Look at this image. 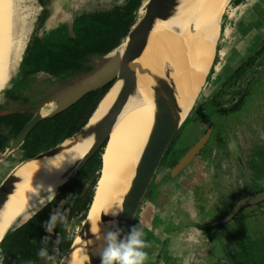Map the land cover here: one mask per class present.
<instances>
[{
  "label": "rangeland",
  "instance_id": "1",
  "mask_svg": "<svg viewBox=\"0 0 264 264\" xmlns=\"http://www.w3.org/2000/svg\"><path fill=\"white\" fill-rule=\"evenodd\" d=\"M118 1L120 2V0H85L82 3L81 0H47L43 16L52 14L50 21L65 20L70 23L76 12L106 9ZM40 6L39 0H15L14 2V14L19 28L16 44L22 45L21 54L26 38L30 37L31 30L35 26V19L42 11ZM234 8L232 1L227 6L223 19L224 28H229V17H232L231 23L234 30L227 37L222 36L221 32L222 39L220 37L217 46V49L229 50V54L224 60L226 65L217 80L205 81L195 101L192 115L188 122L183 124V128L176 132V136L170 144L172 152L169 153V162L172 158L178 159L186 149L191 147L199 133L202 134L210 123L209 117L196 121L200 116L197 110L204 109L208 104V100L205 102L202 100L211 94L208 92L209 86L216 84L219 77H226L229 73H234L235 69L240 68L245 62V65L234 75L235 78L237 76L243 78L237 83L234 91L238 97H243L242 102L237 111L227 116H216L213 120L216 129L212 130L200 157L207 159L209 156L223 171L221 177L228 172L230 177V179L227 178L228 184L231 187L245 186L243 192L246 194L259 187L260 189L264 188V53L257 54V51L264 45V3L261 0H250L240 8L236 10ZM42 22L39 23L38 28H41ZM40 31L38 29L37 33ZM50 37L52 36L43 34L35 37V40L50 41ZM14 55L15 53L12 57ZM11 73L5 88L0 91V100L5 98L4 94L12 84L16 85L20 81L19 77L12 78ZM235 78L232 79V82ZM44 79L43 74L38 75V83ZM234 88L231 86L230 90ZM214 99L211 101L213 102ZM219 100L218 105L227 106L232 99L230 93L224 92ZM53 108L54 105L47 103L40 111L48 113ZM216 113L222 114L221 112ZM221 139H224L225 143H221ZM20 159L19 154L6 157L3 155L0 162V183L17 164L22 162ZM76 166L77 164L67 172L66 176L73 175ZM201 168L200 162L199 165L191 164L184 169L179 177L172 179L166 175L169 166L161 162L146 193L148 198L143 200L136 220L128 230L129 232L132 226L139 224L144 231L143 238L149 244L144 249L147 253L144 264H231L226 251L231 247L230 235H233L234 232L241 237V248L245 247L247 254L251 253L248 251L254 249L257 250L254 253L255 256L261 253L264 257V237L262 238L264 235V204L260 208L248 207L244 209L230 224L223 225L220 231L205 235L197 228L198 225L209 222L214 217L223 216L228 210L221 209V203L218 202L221 197L218 199V195H215L216 192L204 195L198 189V187H204L203 190L211 189L215 186L218 187V184L223 186L226 182L225 179L218 180L219 183L212 182L213 185L210 187V183L206 182L209 172L203 171ZM212 176H220L219 171L216 170ZM57 192L58 189L54 191V196ZM239 197L235 196V200ZM66 203L67 200L61 202L53 208V211L57 208L64 209ZM32 214L15 223L10 230L23 223ZM81 225L80 218L75 217L66 230V237L75 238L80 233ZM250 238H259L257 240L261 245L258 247L252 245L248 241ZM61 239L62 237L49 238L45 246L51 259L47 258L43 264L58 263L57 245ZM13 264L32 263L15 260Z\"/></svg>",
  "mask_w": 264,
  "mask_h": 264
},
{
  "label": "bare ground",
  "instance_id": "2",
  "mask_svg": "<svg viewBox=\"0 0 264 264\" xmlns=\"http://www.w3.org/2000/svg\"><path fill=\"white\" fill-rule=\"evenodd\" d=\"M230 1L179 0L170 17L156 20L142 55L135 61L136 90L114 123L101 155L99 183L89 215L91 238L81 241L76 237L69 264H90L92 257L99 258L103 233L117 223L120 205L131 187L155 125L161 95L157 80L163 78L171 86L181 121L194 105L211 67L221 18ZM14 2L0 0V91L22 51V45L16 44L19 28ZM62 33H68L67 26ZM124 47L122 44L116 53L121 55ZM121 87V80L110 87L89 118L88 126L104 117ZM93 141V134L71 137L51 154L24 161L12 169L16 181L0 207L3 237L15 223L50 200L49 193L61 187L67 172L87 153ZM102 215L109 221L101 222Z\"/></svg>",
  "mask_w": 264,
  "mask_h": 264
},
{
  "label": "water",
  "instance_id": "3",
  "mask_svg": "<svg viewBox=\"0 0 264 264\" xmlns=\"http://www.w3.org/2000/svg\"><path fill=\"white\" fill-rule=\"evenodd\" d=\"M178 1L179 0H142L140 7L137 9V20L130 29V31L128 32L123 42L117 48H115L114 50H112L107 54L95 55L91 57L88 63L89 65H87L91 67L88 73L82 75H76L72 81H69L67 85L65 84L66 86L63 85L64 87L61 88H59V85L56 86L57 84H60V81L58 82L54 81L53 83L49 81V87L48 89L45 90V92L48 93L46 94V96L44 95L45 96L44 101H42L39 104H33L32 102H30L27 105L15 104L10 108H7V105L1 106L2 109H0V112L3 115L15 114L16 112L20 111L28 115H31V118L24 127V129L17 135L16 138H14V141L6 147L5 152L0 153V162L3 159V155L4 157H6L7 155L14 152L23 143V141L25 140L24 138H26V136L32 130V128L42 119L55 116L56 114H59L67 110L71 105L78 102L86 94L101 89L102 87L108 84H111L112 86L115 84V82L121 80L122 87L120 89V92L116 100L114 101L113 105L111 106L109 111L104 115V117L99 122H97L92 126H88L89 124L88 121L87 124L84 127H82L77 134L72 136L74 137L80 135L81 137H85L93 134L94 141L91 147L89 148V150L87 151V153L77 162L76 171L74 172V174L67 176L65 182L61 185V187L67 184L73 178V176L84 167L87 161L105 143H107L109 138L108 135H110L111 129L114 123L116 122L120 112L127 103L129 97L132 94H134L136 90L137 68L135 65V61L142 55L148 43L149 35L151 33V30L153 29L156 20L164 21L168 17H170ZM232 1L233 0H231L230 3ZM91 11L94 10H89V11L87 10L82 12L88 13ZM79 14L80 13H75V15L73 14L74 17L72 16V20L70 22V25L68 26L67 35H71V33H73V30H75L73 26L75 25L76 18ZM48 15L50 16L48 17ZM48 15L44 16L42 20L43 21L49 20V18L51 19L53 16L52 14H48ZM223 19H224V14L221 18L219 39L221 37ZM61 34L62 31L59 32L55 31L53 32V34H51V36L59 37L61 36ZM38 35H40V33ZM218 42L215 48L213 60H215L216 57ZM122 44H125V47L123 53L119 55L116 52L122 46ZM213 60L211 61L212 64L207 73L205 81L207 80L209 72L213 66L214 63ZM42 84L43 85L46 84L45 79L40 83H38V85H42ZM157 85L159 86L161 95L159 97L158 114L156 117L155 125L153 127L152 133H150L151 137L149 138L146 147L142 153L131 187L120 205L121 213L116 217L117 223L114 225V227H112L113 231L116 230V228H119L121 230L120 239H123L124 235L127 234L130 226L134 222L138 210L143 200L145 199L146 193L152 182V179L157 169L159 168L161 162H163V159L170 147V144L172 143L174 137L176 136V132H178L182 128L183 124L187 120L188 116L192 112L193 107L195 105L194 103V105L187 113L186 117L181 121L171 86L167 83L166 80H163V78L157 80ZM107 92L104 94V96L107 94ZM102 99L100 100V102L102 101ZM47 103L54 105V108L46 114L41 113L40 111L41 108L47 105ZM207 137L208 134H206L176 163V165L171 170L172 176H174L175 174H179L180 171H182L190 163V161L198 153L199 149L203 147ZM58 146L59 145L48 151L42 152L37 156H35L34 158H39L41 156L44 157L47 154H51L56 150ZM28 160L30 159L24 161H28ZM15 181L16 178L12 175V170H11L9 174L0 183V207L5 203L7 196L11 193ZM96 191L94 192L93 200L91 205L89 206L87 215L85 219L82 221L80 233L76 236L79 237L81 241H88L91 238V233H90L91 222L89 219V215H90V210L92 208L91 206H93L94 204ZM52 199L53 198H51L48 202H50ZM263 201H264V192L259 195L250 196L243 200H240V202H238V204L232 209V212L226 218H224L223 222L225 223L230 221L236 214H238L242 210V208L249 205H255ZM37 212L38 211H35L29 218H31ZM100 221L105 223L109 221V218L107 216L102 215L100 217ZM76 237L74 238L69 250L63 256V258L60 260L58 264H69L75 246L74 243ZM90 264H100V258L92 257Z\"/></svg>",
  "mask_w": 264,
  "mask_h": 264
},
{
  "label": "trees",
  "instance_id": "4",
  "mask_svg": "<svg viewBox=\"0 0 264 264\" xmlns=\"http://www.w3.org/2000/svg\"><path fill=\"white\" fill-rule=\"evenodd\" d=\"M141 1L122 0L106 9L94 10L88 13L82 12L76 18V23L73 26L75 30H73L71 35L50 37V41L46 39H33L30 44L36 50L33 65L36 69L47 72V75L50 77L45 85L38 86L41 91L35 86L38 93H35L33 104H39L44 101L48 93L45 90L49 87L45 86L49 85V81L52 83L60 81V84L56 86L59 85V88L64 87L63 85H67L76 75H82L90 71L91 67L87 65H89L91 57L107 54L117 48L136 22L137 9L140 7ZM238 1L240 0H236V2ZM233 2L235 3V0ZM223 28L224 24L222 25L221 32H223ZM21 82L23 90L20 91H24V95H21V98H19L20 103L27 105L30 103L31 93L34 97V76L32 75L27 82L24 79ZM110 86L111 84H108L98 91L88 93L68 110L38 123L30 133V138L25 140L21 147L23 153L21 160L34 158L38 154L60 145L64 140L77 134L87 124ZM9 100H14V98L9 97ZM15 102H19V100ZM0 109H2L1 106ZM191 115L192 113H190L185 123L188 122ZM30 118L31 116L26 113L3 115L0 112V129L12 126L14 130L12 136L15 137ZM6 139H8L7 136L0 133V151L6 144ZM105 144L67 184L58 190L56 196L49 203L40 208L31 218L8 231L0 243V256L4 258L3 264H13L15 260L31 262L32 264H43L47 258H41L37 254L41 247H45L42 244V240L45 237L55 238L57 236L59 238L62 237L57 245L58 263L60 262L74 240L73 237H66V230L71 220L79 217L82 222L89 210L88 206H90L94 196V186L99 178L102 166L101 154ZM171 146L167 152L168 155L166 154L167 158L165 159L164 157L162 162L169 167H173L178 160L172 158L169 162V153L172 152ZM80 176L92 178L91 189L86 193L76 194V198L71 200L69 214L63 213L66 217L65 221L57 223L53 233L46 232L43 225L49 220L52 208L57 206V201L60 197H66L68 195L67 192L71 189H74L78 185L81 186V182H78ZM146 197L148 198V196Z\"/></svg>",
  "mask_w": 264,
  "mask_h": 264
},
{
  "label": "flooded vegetation",
  "instance_id": "5",
  "mask_svg": "<svg viewBox=\"0 0 264 264\" xmlns=\"http://www.w3.org/2000/svg\"><path fill=\"white\" fill-rule=\"evenodd\" d=\"M39 2H40V5H41L40 6V10H42V11H41V13H39L37 15V18L35 19V26L31 30V33L29 32L30 33V37L29 38L28 37L26 38L25 45H24V49H23V52L21 54V57H20L19 62L17 63V65L14 68L11 69V70H13V73H14V74L11 73V75H12L11 77L12 78L19 77L20 81L16 84L18 86L15 87L14 90H11L9 88L8 90H6V92L4 94L5 95L4 100H5V103H7V108H10L11 107L10 106L11 105L10 102H12V104L14 103V101H18L19 100V102H20V99L19 98H21V96H20L21 94L18 93V92H16V88H17V90H19V89L20 90H23V87H19V84L21 83L22 79H24V81L27 82V81H29L30 77H32V75H33L34 76V79H35V82H36V83L34 82V84H33L34 85V91H33L34 92V97H33V94L31 93L30 95L32 97L30 98V101L29 102H33L34 99H35V95H36L35 93L37 92V90L35 89V86L37 88L40 87V85H38V75L39 74H43V76H45V80L46 81L50 79V77L47 75L48 74L47 72H45V71H43L41 69H36V67L33 65V60H34V56H35L36 50H35V48H33V47L30 46L32 40L35 39V37H37L38 25L41 22L42 18L44 17L43 16L44 7H45V9L47 7V0H39ZM247 2H248V0H240L238 2H236V0H235V3L233 2V6L235 7L234 10L240 8L243 5H246ZM261 2L264 3V0H261ZM233 15H234V13H233ZM233 15L231 14V16H233ZM230 19L232 20V17ZM231 20H229V22H230L229 23V25H230L229 28H223L222 36L224 35V37H227L234 30V27L232 26V23H231L232 21ZM66 34H68V33H62L61 36H64ZM221 39H222V37H221ZM262 52L264 53V45L257 51V54L258 53H262ZM228 54H229V50L227 51V49H223V48L222 49H217L216 57H215V60H214V63L215 64H213L214 66L211 69V73L209 74V78L207 79V81L210 80V79H211L210 81H213V80H217L218 79V75L220 74V72L223 71V68L226 65V62H224V60H225V58L227 57ZM222 57H224V59H222ZM243 65H245V62L241 66L239 65L240 68H236L235 70L238 72L242 68ZM218 69H220V70L218 71ZM34 71H36V72H34ZM236 71L234 73L233 72L232 73H229L226 77L224 76L225 78L224 77H222V78L219 77V80L217 81L216 84H214L213 86H209L210 89H209L208 92L209 93L211 92V94L205 96L206 98L202 100L203 102H205V100H208V104L205 105L204 109L203 108H199L197 110V112L200 113V116L198 117V119L196 121H198V120H200L202 118L209 117L210 118V123L208 124L206 130L204 132H202V134L199 133V135L197 136L196 141L193 143V145L191 147H189L188 149H186V151L180 157H178V160H177V162H178L195 144H197L206 134H208V137L206 138V141H205L203 147L201 149H199V151L195 155V157L184 168V169H186L191 164H195V163H197L199 165V162H200V164L202 165L201 170L208 171L209 172V174L206 176V178H207L206 179L207 180L206 182H208V184L210 183L209 184L210 187H212V185H213V184H211L212 182L219 183L218 180L223 181L222 178H224L225 181H226L225 182V185L221 186V185L218 184V187L215 186V188L212 187L211 189L210 188H206V189L203 190L204 187H202V188L198 187V189L201 190V192L204 195H208L211 192H216L215 195H218V199L221 197V199L218 201V202L221 203V206H222L221 209L223 211L225 209H228V210H226V214H224L223 216L214 217L211 221L205 222L204 224L197 226L198 228H200V231H202L203 234H205V235L206 234L214 233L216 231H220L222 229L223 225L230 224L236 218V216L240 212H242L244 209H246L248 207H250V208H258L259 207L260 208L264 204V201H263V202H260L258 204H255V205L246 206V207L242 208V210L238 214H236L230 221L224 223L223 222L224 221V218H226L232 212V209L238 204V202H240V200H243V199H245L247 197H250V196L259 195V194H261V193L264 192V188L263 189H260V187H259L255 191H252L250 193H246L245 194V192H243V190L246 188L245 186H243V187H237V186L234 187V186H232L231 187L228 184L227 178L230 179L228 172H226V173L223 174L224 177L223 176L221 177L223 171L218 167V164H216L215 161H212V159L209 156H207V159L208 160L207 159H203V158L200 157V153L204 149V147L206 146V144H207V142H208V140H209V138H210V136L212 134V130H215L216 129L215 128L216 127L215 126V123L213 121L216 118V116H221V117L222 116H227L228 114L237 111L238 108H239V106H240V104H241V102H242L243 97H238L237 94H234V91L236 90L237 83L243 79V78H240L238 76L236 78L234 77L235 73H237ZM234 78H235V80H234V82H232V79H234ZM16 85L15 84L14 85L12 84V87H14ZM30 86H32V85L30 84ZM48 86L49 85H46L45 87H48ZM231 86H234L235 88L232 89V90H230L231 89ZM4 88L5 87H3V89ZM39 90H40V88H39ZM98 90H100V89H98ZM98 90H96V91H98ZM224 92L230 93V98L232 99V100H230L229 105H227V106L226 105H222V104L218 105V103L220 101L219 98H220L221 95H223ZM14 94L15 95H18L19 94V95L18 96H15ZM9 97L14 98V100H9ZM36 97H38V96H36ZM213 98H215V99L212 102L211 100H213ZM75 104H73V105H75ZM73 105H71L69 108H71ZM224 106H226V107H224ZM216 112H221L222 114L220 115V114H217ZM22 113L23 112L18 111L15 114H22ZM61 113H59V114H61ZM59 114H56L55 116H57ZM11 115H14V114H11ZM29 116H31V115H29ZM55 116H52V117H55ZM52 117H49V118H52ZM45 119H48V118H45ZM42 120H44V119H42ZM40 122H38V123H40ZM38 123L32 128V130L38 125ZM26 124L15 135V137L12 136V133L14 132L12 126L3 127L2 129H0V133L3 134V135H5V136H7V138H8V139H6L7 142L3 146L2 150L0 151V153H2V152L4 153L5 152L6 147L10 143H12L14 141V138H16L17 135L24 129V127L26 126ZM182 128H183V126H182ZM32 130L28 133V135L26 136V138H24L25 140H27L28 138H30V133L32 132ZM25 140L23 141V143L14 152H12L11 154H9L7 156H10V155L14 156V154L16 152L20 153V156H22L23 153H22L21 147L24 144ZM220 141H221V143H225L224 142V139H221ZM166 154L168 155V153H166ZM196 160L199 161V162H197ZM175 165H176V163L174 164V166ZM173 167H169L168 173L166 175L168 177L172 178V179H175V178L179 177L183 173L184 169L182 171H180L179 174H175L174 176H172L171 170L173 169ZM216 170L219 171L220 176H212L213 173ZM99 176H100V174H99ZM91 179L92 178H87V176H80V179L78 180V182H81V184H80L81 186L78 185V186L74 187V189H71L69 192H67L68 195L66 197H63V198L60 197L61 199L60 198L58 199L57 206L61 202L67 200V203L63 207L64 209H61L62 213H65L67 215L69 214V209H70L69 207L71 205V200L76 198V194L78 195L79 193L81 194L82 192L83 193H86L89 189H91V181H92ZM98 179L96 181V184L98 183ZM96 184L94 186V191L96 189ZM248 190H249V188H248ZM195 195L196 196L198 195L197 192H196ZM220 195H224V196H220ZM230 195H233V196H230ZM235 196H240V197L235 200ZM146 198L147 197H145V199ZM215 199L217 201V197ZM92 200H93V198H92ZM91 203H92V201H91ZM91 203H90V205H91ZM52 211H53V208H52ZM206 228H208V229L205 230ZM263 237H264V235L262 236V238ZM240 238L241 237L238 236L237 233H235V232L233 233V235H230V240H231V245L230 246L231 247L226 252L229 254V260L231 261V264H264V257L262 256L261 253L258 254L257 256L254 255V253L257 252V250L252 249V250L248 251V252H251V253H248L247 254V252L245 250V247H243V249L241 248ZM257 239H259V238H253V239L250 238V239H248V241L251 242L252 245L258 247L259 245H261V243H259L260 241L257 240ZM239 256H241V257H239Z\"/></svg>",
  "mask_w": 264,
  "mask_h": 264
},
{
  "label": "clouds",
  "instance_id": "6",
  "mask_svg": "<svg viewBox=\"0 0 264 264\" xmlns=\"http://www.w3.org/2000/svg\"><path fill=\"white\" fill-rule=\"evenodd\" d=\"M54 195V192H50L49 198H54ZM65 219L66 217L62 211L57 208L50 214L49 220L44 223L43 227L46 232L51 234L57 223H63ZM114 225L113 223L112 227ZM112 227L103 233V242L99 251L100 264H144L147 259V253L144 249L149 244L143 238L144 231L142 227L139 224L132 226L123 239H120L121 230L116 228L113 231ZM2 239L3 235H0V240ZM48 240L49 237H45L42 244L47 245ZM37 254L41 258L51 259L46 246L41 247ZM3 259V256H0V264H3Z\"/></svg>",
  "mask_w": 264,
  "mask_h": 264
},
{
  "label": "crops",
  "instance_id": "7",
  "mask_svg": "<svg viewBox=\"0 0 264 264\" xmlns=\"http://www.w3.org/2000/svg\"><path fill=\"white\" fill-rule=\"evenodd\" d=\"M121 1V0H120ZM248 1H250V0H248ZM77 13V12H76ZM50 15H48V17H49ZM231 17H229V20H231L230 19ZM70 25V23L69 22H67V21H65V20H58V21H50V18H49V20H45V21H43V24H41V28H38V29H41V31H40V35L39 36H42L43 34L44 35H49V36H51V34H53V32H55V31H63V29H64V27L65 26H67V28H68V26ZM48 32V33H47ZM38 34L39 33H37V36H38ZM21 84H22V82L19 84V87H21ZM18 85H16V86H14V87H10V89L11 90H14L15 89V87H17ZM16 92H18V93H20L21 95H24V91H20V89L19 90H17V88H16ZM19 95V94H18ZM20 95V96H21ZM0 106H4L6 103H5V100L4 99H1L0 100ZM11 103V105L10 106H12V105H15V104H21L20 102H15L14 101V103L12 104V102H10ZM33 103V102H32ZM31 106V105H30ZM16 154V156L19 154L20 155V153H18V152H16L15 153ZM14 154V155H15ZM21 160V159H20ZM22 161V160H21Z\"/></svg>",
  "mask_w": 264,
  "mask_h": 264
},
{
  "label": "snow or ice",
  "instance_id": "8",
  "mask_svg": "<svg viewBox=\"0 0 264 264\" xmlns=\"http://www.w3.org/2000/svg\"><path fill=\"white\" fill-rule=\"evenodd\" d=\"M0 235H2V234H0Z\"/></svg>",
  "mask_w": 264,
  "mask_h": 264
}]
</instances>
